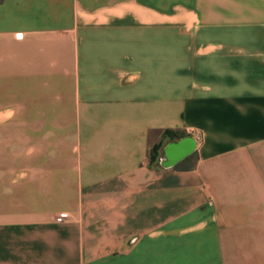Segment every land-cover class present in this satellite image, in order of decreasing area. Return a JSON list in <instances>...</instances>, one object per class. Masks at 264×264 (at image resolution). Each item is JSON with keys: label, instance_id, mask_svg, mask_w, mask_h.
Instances as JSON below:
<instances>
[{"label": "crops", "instance_id": "obj_1", "mask_svg": "<svg viewBox=\"0 0 264 264\" xmlns=\"http://www.w3.org/2000/svg\"><path fill=\"white\" fill-rule=\"evenodd\" d=\"M0 45L39 129L62 100L77 196L0 222V264H264V0H0ZM167 130L191 169L150 166Z\"/></svg>", "mask_w": 264, "mask_h": 264}, {"label": "rangeland", "instance_id": "obj_2", "mask_svg": "<svg viewBox=\"0 0 264 264\" xmlns=\"http://www.w3.org/2000/svg\"><path fill=\"white\" fill-rule=\"evenodd\" d=\"M2 54L7 60L15 55L11 60L16 62L0 61V222L62 212L77 199L73 172L61 162L68 151L61 145L68 132L53 124L61 122L62 100L53 99L50 107L49 125L55 129H39L38 123L46 121L37 102L33 104L40 97L33 96V89H41L33 83V47L0 45ZM38 103L46 106L45 99ZM66 103L71 105V100L66 98Z\"/></svg>", "mask_w": 264, "mask_h": 264}, {"label": "water", "instance_id": "obj_3", "mask_svg": "<svg viewBox=\"0 0 264 264\" xmlns=\"http://www.w3.org/2000/svg\"><path fill=\"white\" fill-rule=\"evenodd\" d=\"M198 148V141L193 137L168 143L162 150L160 164L165 169H171L192 156Z\"/></svg>", "mask_w": 264, "mask_h": 264}, {"label": "trees", "instance_id": "obj_4", "mask_svg": "<svg viewBox=\"0 0 264 264\" xmlns=\"http://www.w3.org/2000/svg\"><path fill=\"white\" fill-rule=\"evenodd\" d=\"M187 137H188L187 134L179 132V131H175V130L165 131L163 134L162 141L159 144L153 146V148L150 151V155H149L150 166L154 167L155 165L160 164L161 151H162L163 145L166 141H179V140H182V139L187 138ZM192 160H194V163L196 162V160H197L196 154H193L192 156L187 158L185 161L178 164L176 166V169H180V170L191 169L193 164L190 166H187V165Z\"/></svg>", "mask_w": 264, "mask_h": 264}]
</instances>
